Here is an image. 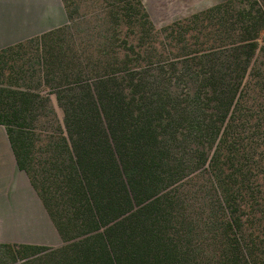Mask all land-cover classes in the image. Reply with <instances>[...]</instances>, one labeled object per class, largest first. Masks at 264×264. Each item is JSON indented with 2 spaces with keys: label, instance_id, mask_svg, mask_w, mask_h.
<instances>
[{
  "label": "trees",
  "instance_id": "16d2710c",
  "mask_svg": "<svg viewBox=\"0 0 264 264\" xmlns=\"http://www.w3.org/2000/svg\"><path fill=\"white\" fill-rule=\"evenodd\" d=\"M61 1L40 54H0V126L62 245L0 261L264 264V0L161 29L141 0Z\"/></svg>",
  "mask_w": 264,
  "mask_h": 264
},
{
  "label": "crops",
  "instance_id": "0c3cea01",
  "mask_svg": "<svg viewBox=\"0 0 264 264\" xmlns=\"http://www.w3.org/2000/svg\"><path fill=\"white\" fill-rule=\"evenodd\" d=\"M68 24L61 0H0V54ZM60 238L0 126V244L54 247Z\"/></svg>",
  "mask_w": 264,
  "mask_h": 264
},
{
  "label": "rangeland",
  "instance_id": "374dc122",
  "mask_svg": "<svg viewBox=\"0 0 264 264\" xmlns=\"http://www.w3.org/2000/svg\"><path fill=\"white\" fill-rule=\"evenodd\" d=\"M226 0H141L146 12L148 13L153 25L156 29H161L167 25H170L173 22L179 21L181 19H184L186 17H189L193 14H196L198 12L204 11L206 9H209L215 5H218ZM89 11V9H88ZM87 12V11H85ZM123 37L128 35V31L126 29H121ZM66 39V38H65ZM64 39V40H65ZM76 41V40H74ZM85 41V40H84ZM79 41H76V44ZM67 42L65 43L66 46ZM79 44V43H78ZM42 45H40L37 42H29L22 44L20 48H15L6 54H26V57L28 54H40L39 50ZM137 51V50H136ZM135 51V52H136ZM259 63V62H258ZM10 64V63H8ZM259 65V64H257ZM18 85L21 86V83ZM37 83H33L31 85L32 88L36 87ZM38 90L43 91L44 94L47 92V88L44 87L42 84L41 86H38ZM37 91V89H36ZM43 96V95H40ZM42 98V97H41ZM54 109L57 118L59 119L61 117V113L59 109H57V104L54 96L50 97L49 104ZM52 243L58 244V246H54L52 248H57L62 245V242H58L57 236L54 237L51 240ZM5 261H0V264H4Z\"/></svg>",
  "mask_w": 264,
  "mask_h": 264
}]
</instances>
